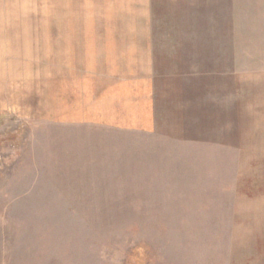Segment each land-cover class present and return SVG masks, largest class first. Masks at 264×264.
<instances>
[{
    "label": "rangeland",
    "instance_id": "rangeland-1",
    "mask_svg": "<svg viewBox=\"0 0 264 264\" xmlns=\"http://www.w3.org/2000/svg\"><path fill=\"white\" fill-rule=\"evenodd\" d=\"M188 1L169 32L211 44L217 88L185 136L24 120L0 98V264H264V0H201V23Z\"/></svg>",
    "mask_w": 264,
    "mask_h": 264
},
{
    "label": "crops",
    "instance_id": "crops-1",
    "mask_svg": "<svg viewBox=\"0 0 264 264\" xmlns=\"http://www.w3.org/2000/svg\"><path fill=\"white\" fill-rule=\"evenodd\" d=\"M47 2L46 18L40 0H10L0 16L1 104L18 117L179 138L208 114L212 46L169 32L188 0Z\"/></svg>",
    "mask_w": 264,
    "mask_h": 264
}]
</instances>
